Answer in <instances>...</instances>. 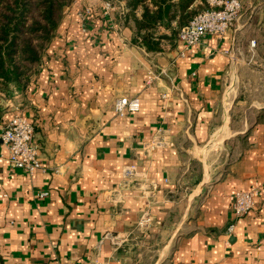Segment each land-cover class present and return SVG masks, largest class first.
<instances>
[{"label":"crops","instance_id":"1","mask_svg":"<svg viewBox=\"0 0 264 264\" xmlns=\"http://www.w3.org/2000/svg\"><path fill=\"white\" fill-rule=\"evenodd\" d=\"M110 1L73 0L26 89L0 92V131L26 116L41 163L12 167L0 140V264H264V0L188 48L171 29L207 0H171L147 40L151 0ZM124 95L138 111H114Z\"/></svg>","mask_w":264,"mask_h":264},{"label":"trees","instance_id":"2","mask_svg":"<svg viewBox=\"0 0 264 264\" xmlns=\"http://www.w3.org/2000/svg\"><path fill=\"white\" fill-rule=\"evenodd\" d=\"M73 0H0V92L10 96L25 90L36 72L47 45L65 15V7ZM132 7L145 0H129ZM190 3L191 0H186ZM154 9L144 5L140 19L133 17L136 39L153 36L156 23L169 26L171 0H151ZM183 6V5H182ZM184 8V7H183ZM197 11L187 12L179 27ZM182 18V17H181ZM144 31L142 32V30ZM175 35L179 29H171Z\"/></svg>","mask_w":264,"mask_h":264},{"label":"built area","instance_id":"3","mask_svg":"<svg viewBox=\"0 0 264 264\" xmlns=\"http://www.w3.org/2000/svg\"><path fill=\"white\" fill-rule=\"evenodd\" d=\"M96 1L102 3L106 12L112 9L110 0ZM207 2L208 7L197 12L178 31V40L185 48L199 43L206 35L221 37L233 25L242 8L241 0H207ZM91 13L92 7L86 6L83 8L79 12L81 21L84 22L85 19L90 17ZM151 82L152 74L149 73L145 83L148 85ZM113 108L118 115L123 116L138 111L140 100L137 96H120L113 101ZM34 133V124L18 111L5 122L3 129L0 131V140L8 150V159L12 167L20 168L29 174L41 168ZM156 143L158 145L162 144L161 141H156ZM133 169V166H130L124 170L125 181L132 177ZM258 191L257 187L252 186L247 190H236L230 195V206L235 216L242 217L248 214L254 205V199ZM44 194L46 192L41 193V195Z\"/></svg>","mask_w":264,"mask_h":264},{"label":"rangeland","instance_id":"4","mask_svg":"<svg viewBox=\"0 0 264 264\" xmlns=\"http://www.w3.org/2000/svg\"><path fill=\"white\" fill-rule=\"evenodd\" d=\"M66 8H67V7H65V10H66ZM78 15H79V13H78ZM79 17H80V15H79Z\"/></svg>","mask_w":264,"mask_h":264}]
</instances>
